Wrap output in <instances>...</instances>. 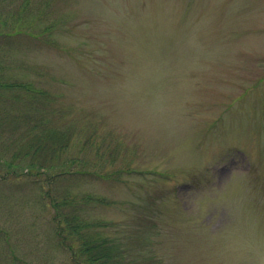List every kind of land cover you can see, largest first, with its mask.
I'll return each instance as SVG.
<instances>
[{"label":"rangeland","instance_id":"rangeland-1","mask_svg":"<svg viewBox=\"0 0 264 264\" xmlns=\"http://www.w3.org/2000/svg\"><path fill=\"white\" fill-rule=\"evenodd\" d=\"M50 2L18 0L26 24L49 7L61 30L7 61L62 95L55 124L73 130L81 168L153 171L74 187L108 199L92 218L122 264H264V0ZM43 193L0 181V264H75Z\"/></svg>","mask_w":264,"mask_h":264},{"label":"trees","instance_id":"trees-1","mask_svg":"<svg viewBox=\"0 0 264 264\" xmlns=\"http://www.w3.org/2000/svg\"><path fill=\"white\" fill-rule=\"evenodd\" d=\"M49 1L53 3V0ZM17 2L0 0V102L5 104L0 107V125L6 127L4 129L10 135L9 140L0 143V181L27 177L40 184L43 200L54 211L53 223L59 246L70 252L75 264H122L121 246L107 235L106 222L92 218L91 211L99 204L107 205L108 199L80 193L74 187L88 178L115 182L123 176L153 171L125 168L103 173L101 161L97 159L93 166L99 171L95 173L88 163V169L81 168L82 159L67 156L75 143L73 130L55 124L60 116H64V110L54 104L62 95H55L41 82V70L37 71V76L31 73L26 62L7 61L18 47L35 46L38 50L43 37L52 36L61 22L50 19L52 10L46 7L48 16L42 14L29 26L23 19L28 7H17ZM31 74L34 77H30ZM7 104L14 107L2 111ZM23 104L28 107L19 106ZM8 120L20 123V127H13ZM94 140L93 135L86 137L81 151L88 154L87 148L94 146ZM6 150L10 152L9 157L4 156ZM109 158L115 163L114 155Z\"/></svg>","mask_w":264,"mask_h":264}]
</instances>
